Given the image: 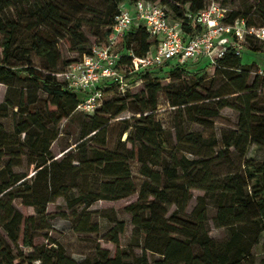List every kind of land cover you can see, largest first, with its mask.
<instances>
[{
	"label": "trees",
	"instance_id": "trees-1",
	"mask_svg": "<svg viewBox=\"0 0 264 264\" xmlns=\"http://www.w3.org/2000/svg\"><path fill=\"white\" fill-rule=\"evenodd\" d=\"M68 1L88 6V0ZM108 2L112 11L104 15L108 19L100 26L107 30L97 33L103 38L97 44L105 42L120 12L121 0ZM162 2L186 33L193 32L187 14H196L206 6L204 0ZM12 8L16 12L10 19L7 11ZM71 14L56 0H34L31 4L25 0H0V83L7 87L6 100L0 102V119L8 118L11 108L17 109L11 132L0 122V160L10 157L8 164L0 169V222L9 241L0 237V264H77L66 256L61 244L34 249V239L45 228L47 204L64 198L72 209L76 205L89 207L97 201H116L134 195L137 186L132 176V161L140 164L139 172L144 180L138 201L128 206L127 212L132 217L133 245H142V254L136 255L122 247L120 237L126 225L117 222L108 234L115 252L98 248L92 261L78 264H256L253 250L264 234V162L244 159L243 173L218 174L222 161L231 163L232 148L245 157L250 146L264 147V117H260L264 110L258 103L264 78L257 75L249 85L251 70L256 65L243 64L242 57L230 51L216 67L226 83L213 94L204 97L198 93L196 90L201 85L197 82L180 91L175 99L168 97L177 110H185V123L202 129L186 131L175 127V134L164 129L155 115L158 95L165 87L158 79H150L151 71L140 73L135 78L146 82L145 92L141 96H129L126 92L124 97L103 103L95 114L82 117L75 147L57 158L51 148L59 138V126L62 121L78 116L77 106L81 101L79 94L68 90L57 78L62 61L59 42L70 36L80 56L91 48H86L88 41L80 31L82 24L74 25ZM255 14L261 24L240 11L230 12L229 22L244 18L250 25H264V0L258 3ZM152 45L145 28H135L124 39L127 53L122 54L119 63L130 64L131 53L144 57ZM251 48L254 52L263 50L254 43ZM33 54L43 61V70L33 66ZM171 67L179 77L190 74L185 67ZM23 81L31 83L34 89L21 91L14 97L13 90ZM40 91L48 96L42 103ZM225 108L238 112V127L222 133L224 149L217 150L220 141L214 119ZM131 109L139 115L123 120L131 148L107 149L109 123ZM23 157L35 168L32 184L14 172V168L22 165ZM194 191H202L204 195L198 197L195 209L188 216ZM16 200L32 207L35 216L25 218L15 206ZM172 207L174 211L170 213ZM210 209L216 210L215 226L229 231L224 243L210 236ZM22 231L23 245L33 248L32 254L15 253ZM76 231L98 233L99 227L92 224L88 213L81 215ZM147 253L159 255L160 259L149 262Z\"/></svg>",
	"mask_w": 264,
	"mask_h": 264
},
{
	"label": "rangeland",
	"instance_id": "rangeland-1",
	"mask_svg": "<svg viewBox=\"0 0 264 264\" xmlns=\"http://www.w3.org/2000/svg\"><path fill=\"white\" fill-rule=\"evenodd\" d=\"M30 1L34 3V0H25V2ZM58 3L63 4L68 11H71L70 15L73 24L81 23V32L85 35L88 43L86 48L92 47L103 38L98 36L97 33L101 31L104 33L107 29L102 28L101 22L106 21L104 15L106 12L112 11L111 3L108 0H88V6H77L72 1L68 0H56ZM163 0L157 2L164 5ZM224 3L230 10L240 11L241 13L248 14V19L253 20L257 24H261L258 16L255 14V9L261 0H219ZM15 2V1H14ZM135 0H121L119 4V10L130 8L134 11ZM16 4V3H15ZM14 4V5H15ZM27 6L26 3H24ZM17 5V4H16ZM21 6V5H20ZM251 9V12L248 11ZM16 12L15 8L9 9L7 11V16L10 19L14 18ZM171 20H175L173 15L169 13ZM3 21L6 20L5 17L2 18ZM2 42V37L0 36V43ZM79 48L73 46V39L70 36H66V39H62L59 42V51L61 54V63L59 65L60 71H63L68 67L67 62L75 61L80 58ZM0 50V60L2 58ZM117 51L126 54L127 51L124 46V40L120 41L117 46ZM243 64L256 63L251 70V78L249 80V85H252L254 78L259 75L264 78V74H260V69H264V52H254L247 51L242 55ZM33 66L37 69L43 70V61L38 58L35 54L32 55ZM168 66H163L158 69H154L149 73L150 79L160 81V83L165 87L164 92L158 95V105L155 115L158 121H160L164 129L170 130L175 134V127H183L186 131H201L202 129L196 125H190L185 123L187 116L185 110H177V107L172 106V103L168 99H175L178 97V93L184 88L199 83L201 86L197 88V92L208 97V95L213 94L219 87L226 83L225 78L219 73V71L213 65H209L207 60L204 61H190L184 67L185 70L190 71L189 75H184L179 77L178 74H173L172 67L174 62L167 64ZM208 65V66H207ZM146 82L143 80L135 86L132 90H129V96H141L145 92ZM17 90H13V96H18L21 91L27 93V90H32L34 87L29 82H18ZM17 92V93H16ZM126 94V93H125ZM117 88L109 92L104 93L103 103H110L118 98L124 97L125 95ZM7 95V87L0 83V102H5ZM82 98V95H79ZM47 95L42 91L39 92V99L41 103L47 99ZM233 101V100H232ZM258 103L259 108L264 110V90L258 92ZM17 109L11 108L9 112V117L0 119V122L4 125L6 131L11 132L14 122V117ZM134 109L131 111L123 113L118 118L112 120L109 123L107 129V140L106 148L109 150L116 149H130L131 145L127 143L128 133H124V129L127 124L123 123V120L129 119L133 116H139L133 114ZM87 117L84 113L78 112V116L73 120H64L59 126L60 135L56 142L53 143L51 151L53 155L57 158L61 157L65 151L70 150L75 147V142L79 137L81 131V118ZM260 117H264V113L260 114ZM239 114L237 111L231 108H225L220 112V116L214 119L215 128L217 132L218 139L220 141L218 149H224L222 143V133L224 131L236 130L238 127ZM24 136L22 137V140ZM231 163L222 161V166L218 170L219 175H226L230 173H243L244 168L242 167L244 159L252 160L256 163L264 162V147L258 145H252L248 148L246 156L241 157L239 153L232 148L230 150ZM192 158L191 155H188ZM10 157H5L0 160V169L8 164ZM132 176L136 183V193L128 198L116 200V201H97L91 206L86 207L85 205H76L72 209L69 208L68 203L64 198H57L46 206L45 215V228L39 237L34 239V249L40 247L52 246L54 244H61L65 251L66 256L77 264L86 261L93 260L96 257V250L98 248L103 250H108L112 254L115 252V246L111 243L108 236L109 232L116 225L117 222H124L126 229L124 234L120 237V242L123 248L131 249L136 255L142 254V245L134 247L133 245V225L132 217L127 212V207L135 203L139 199V192L141 185L143 183V177L140 175V164L136 162L130 163ZM14 172L28 179L29 184L34 181L35 168L30 165L28 160L23 157L22 165L20 167L14 168ZM253 185H256L253 183ZM193 199L190 202L187 215H191L193 210L197 205V199L204 195L202 191H194ZM17 209L24 215L25 218L30 216H35V210L32 207L24 206L21 200H16L14 202ZM170 213L174 211V207L170 210ZM91 214L92 224L99 227L98 233H78L76 231V226L80 223L81 215ZM216 217V210L210 209L208 218V228L210 236L216 240L218 243H224L229 237V231L226 228H218L214 224V219ZM38 226H40L38 224ZM23 235L22 231L19 246L15 248V253L21 252L24 254H32L34 252L33 248H27L23 245ZM0 237L6 240L7 236L3 232L0 222ZM14 247V246H13ZM253 254L256 257V264H261L264 260V234L261 237L260 244L256 246L253 250ZM149 262L160 259L159 255H153L147 253ZM38 264V263H35Z\"/></svg>",
	"mask_w": 264,
	"mask_h": 264
},
{
	"label": "built area",
	"instance_id": "built-area-1",
	"mask_svg": "<svg viewBox=\"0 0 264 264\" xmlns=\"http://www.w3.org/2000/svg\"><path fill=\"white\" fill-rule=\"evenodd\" d=\"M205 8L187 14L193 32L186 33L181 22L171 20L168 8L159 3L139 0L130 8L120 9L110 35L102 44L93 45L89 52L57 74L68 90L82 95L77 111L93 115L103 104L104 93L115 86L122 93L132 90L142 79L135 76L174 62L184 67L190 61L218 62L233 51L242 57L253 51L252 44L264 52V25H250L247 19L230 20L229 8L219 0H204ZM144 27L153 45L144 57H135L128 65L120 64V41L138 27ZM263 74V73H260Z\"/></svg>",
	"mask_w": 264,
	"mask_h": 264
},
{
	"label": "crops",
	"instance_id": "crops-1",
	"mask_svg": "<svg viewBox=\"0 0 264 264\" xmlns=\"http://www.w3.org/2000/svg\"><path fill=\"white\" fill-rule=\"evenodd\" d=\"M251 64H255L256 65V63H251ZM246 65H250V64H246ZM259 69H260V73H263L264 74V69H261V68H259Z\"/></svg>",
	"mask_w": 264,
	"mask_h": 264
}]
</instances>
